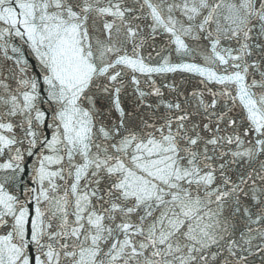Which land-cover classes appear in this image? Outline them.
Wrapping results in <instances>:
<instances>
[{
  "label": "snow or ice",
  "instance_id": "6c2138e0",
  "mask_svg": "<svg viewBox=\"0 0 264 264\" xmlns=\"http://www.w3.org/2000/svg\"><path fill=\"white\" fill-rule=\"evenodd\" d=\"M0 264H264V0H0Z\"/></svg>",
  "mask_w": 264,
  "mask_h": 264
}]
</instances>
